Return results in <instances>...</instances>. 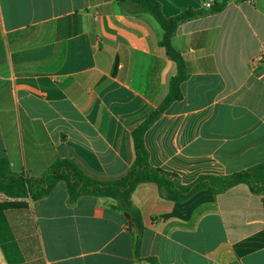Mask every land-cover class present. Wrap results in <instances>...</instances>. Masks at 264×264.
<instances>
[{"label":"crops","instance_id":"obj_1","mask_svg":"<svg viewBox=\"0 0 264 264\" xmlns=\"http://www.w3.org/2000/svg\"><path fill=\"white\" fill-rule=\"evenodd\" d=\"M155 1L166 18L205 12L171 37L188 77L144 133L149 165L188 185L264 163V0H222L219 12ZM147 15L117 0H0V159L11 171L39 178L62 158L100 182L127 174L131 132L176 74ZM16 202L0 210V264H264V191L244 184L175 203L141 183L129 210L69 201L64 183Z\"/></svg>","mask_w":264,"mask_h":264},{"label":"trees","instance_id":"obj_2","mask_svg":"<svg viewBox=\"0 0 264 264\" xmlns=\"http://www.w3.org/2000/svg\"><path fill=\"white\" fill-rule=\"evenodd\" d=\"M117 3L127 12L147 13L151 16L163 32L159 45L164 48L166 56L176 67V74L169 81L165 98L157 109L131 132L134 160L129 171L118 180L100 182L83 172L74 161L59 158L50 164L41 177L32 178L11 171L8 161L0 159V195L9 199L8 202L0 204V210L22 206L17 200H39L47 196L58 183L65 184L69 201H75L81 196L105 197L115 200L124 210L131 209V195L141 183H154L161 199L175 203L185 201L200 190L220 194L239 184L246 185L254 194L264 191V163L223 177L201 175L188 185L181 184L175 174L149 165L143 140L144 133L172 103L181 100L180 85L188 77L184 59L172 46L171 37L181 23L196 18L205 11L188 9L177 16L166 18L155 0H117ZM224 4L223 1L212 6L208 12H219ZM134 221L139 233L134 247L135 255L138 256L143 226L137 212ZM148 261L152 262L151 259Z\"/></svg>","mask_w":264,"mask_h":264},{"label":"built area","instance_id":"obj_3","mask_svg":"<svg viewBox=\"0 0 264 264\" xmlns=\"http://www.w3.org/2000/svg\"><path fill=\"white\" fill-rule=\"evenodd\" d=\"M220 1L222 0H207L206 2H204L203 7L206 9H210L213 5H215L217 2H220Z\"/></svg>","mask_w":264,"mask_h":264},{"label":"rangeland","instance_id":"obj_4","mask_svg":"<svg viewBox=\"0 0 264 264\" xmlns=\"http://www.w3.org/2000/svg\"><path fill=\"white\" fill-rule=\"evenodd\" d=\"M147 16H149V15H147ZM155 26H156V28H158V30H159L160 32H162V30H161L160 27L157 25V23H155Z\"/></svg>","mask_w":264,"mask_h":264}]
</instances>
